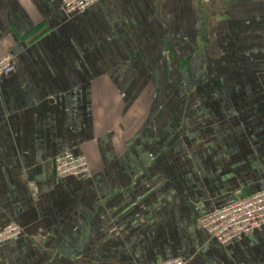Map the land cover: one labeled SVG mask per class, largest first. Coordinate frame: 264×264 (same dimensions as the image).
<instances>
[{
  "label": "crops",
  "instance_id": "1",
  "mask_svg": "<svg viewBox=\"0 0 264 264\" xmlns=\"http://www.w3.org/2000/svg\"><path fill=\"white\" fill-rule=\"evenodd\" d=\"M0 264H264L201 216L264 189V0H0ZM84 154L90 177L52 160Z\"/></svg>",
  "mask_w": 264,
  "mask_h": 264
},
{
  "label": "built area",
  "instance_id": "2",
  "mask_svg": "<svg viewBox=\"0 0 264 264\" xmlns=\"http://www.w3.org/2000/svg\"><path fill=\"white\" fill-rule=\"evenodd\" d=\"M101 0H61V9L66 16L85 12ZM13 72V61L10 55L0 58V77ZM53 167L57 178L71 177L86 179L90 177V169L84 154H75L67 150L53 158ZM199 226L210 238L221 246H227L234 241L259 231L264 227V189L250 195L248 198L218 208L201 216ZM21 232L17 225H8L0 230V246L19 237ZM160 264H184L180 258L165 261Z\"/></svg>",
  "mask_w": 264,
  "mask_h": 264
},
{
  "label": "rangeland",
  "instance_id": "3",
  "mask_svg": "<svg viewBox=\"0 0 264 264\" xmlns=\"http://www.w3.org/2000/svg\"><path fill=\"white\" fill-rule=\"evenodd\" d=\"M52 163H53V160H52ZM55 173V172H54Z\"/></svg>",
  "mask_w": 264,
  "mask_h": 264
}]
</instances>
